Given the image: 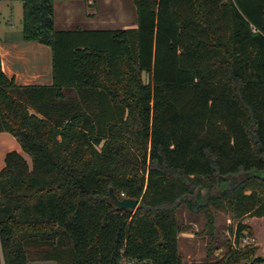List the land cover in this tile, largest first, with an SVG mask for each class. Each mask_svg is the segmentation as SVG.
<instances>
[{
	"label": "trees",
	"instance_id": "obj_1",
	"mask_svg": "<svg viewBox=\"0 0 264 264\" xmlns=\"http://www.w3.org/2000/svg\"><path fill=\"white\" fill-rule=\"evenodd\" d=\"M55 1L24 6L55 83L18 86L0 56V132L33 161L11 152L0 173V264H183V205L210 234L213 208L264 218V0H134L138 28L103 32L56 31Z\"/></svg>",
	"mask_w": 264,
	"mask_h": 264
},
{
	"label": "crops",
	"instance_id": "obj_2",
	"mask_svg": "<svg viewBox=\"0 0 264 264\" xmlns=\"http://www.w3.org/2000/svg\"><path fill=\"white\" fill-rule=\"evenodd\" d=\"M103 1L108 4L122 0H57L54 3L55 29L58 32H103L138 28L132 7L122 10L109 20L103 17ZM134 1V0H133ZM26 0H0V56L4 73L18 86H52L55 83L53 49L38 41L27 40L24 32ZM135 4V3H134ZM21 7L23 24L11 23V17ZM136 7V5H135ZM137 12V7H136ZM132 17L130 22L124 18ZM135 18V19H134ZM79 40L90 39V34H78ZM98 37L102 38L103 34ZM82 46L84 44L80 43ZM103 44V42H102ZM65 78L64 76H62ZM35 113V111L31 110ZM11 152L20 153L32 167V157L27 154L18 138L8 132H0V173L4 170L6 156ZM125 264V263H124Z\"/></svg>",
	"mask_w": 264,
	"mask_h": 264
},
{
	"label": "rangeland",
	"instance_id": "obj_3",
	"mask_svg": "<svg viewBox=\"0 0 264 264\" xmlns=\"http://www.w3.org/2000/svg\"><path fill=\"white\" fill-rule=\"evenodd\" d=\"M123 2L125 12L131 7L135 11L136 7L133 0L112 1L106 5L103 1V17L109 15V20L116 17L121 10ZM130 7V8H129ZM21 7H17V12L12 15L11 23L17 26L21 25L24 15ZM135 19V18H134ZM124 22H130L131 16L123 19ZM23 24V22H22ZM145 81H148L145 76ZM221 188L227 190L228 187L221 183ZM207 191L197 189L194 201L202 204L206 200ZM215 215V230L212 234L207 230V217L205 212H194L187 205H183L179 212L182 232L179 236L180 254L183 264H219L223 262L228 255L236 250L253 249L255 255L246 261V264H253L255 258L264 259V218L247 216L241 220H236L230 210L213 208ZM240 224L246 227L240 232ZM47 249L38 248L31 250L33 257L44 256ZM56 254L67 252L69 248L59 246ZM125 264H129L125 262Z\"/></svg>",
	"mask_w": 264,
	"mask_h": 264
},
{
	"label": "water",
	"instance_id": "obj_4",
	"mask_svg": "<svg viewBox=\"0 0 264 264\" xmlns=\"http://www.w3.org/2000/svg\"><path fill=\"white\" fill-rule=\"evenodd\" d=\"M111 205L116 208L118 211H136L137 207L140 204L139 199H119L113 189H110Z\"/></svg>",
	"mask_w": 264,
	"mask_h": 264
}]
</instances>
